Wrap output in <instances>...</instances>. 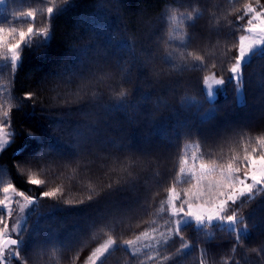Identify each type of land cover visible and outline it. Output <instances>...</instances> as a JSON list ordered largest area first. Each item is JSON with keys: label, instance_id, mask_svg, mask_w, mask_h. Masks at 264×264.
I'll list each match as a JSON object with an SVG mask.
<instances>
[{"label": "trees", "instance_id": "trees-1", "mask_svg": "<svg viewBox=\"0 0 264 264\" xmlns=\"http://www.w3.org/2000/svg\"><path fill=\"white\" fill-rule=\"evenodd\" d=\"M245 2L248 0H69L65 5L55 0L53 5L52 0H5L0 4V26L26 30L27 23L16 21L12 13L33 9L34 27L50 28L45 46L20 50L15 72L10 60L3 59L10 53L6 47L0 48V104L7 108L8 101L12 105L10 119L16 133L15 142L0 153V187L12 182L36 197L29 232L24 235L29 264H73V254L81 246L84 257L108 234L118 243L134 239L153 220L165 229L168 216L158 215L156 210L167 197L163 189L178 171L186 145L192 152L199 143L206 158L213 152L219 156L221 151L231 155L230 147L242 155L243 147H238L241 136L255 144V138L264 135V58H254L243 67V102L237 98L235 81L229 79L218 86L211 98L204 82L210 73L226 79L230 76L227 67L235 54L233 45L245 34L239 26L246 25V20H236ZM251 2L256 6L255 0ZM53 6L56 11L44 23L47 7ZM194 8L201 15L194 27L185 24L183 28L185 40L190 39L186 50L203 56L204 68L193 66L199 62L179 59L184 51L180 40L172 41L170 47L165 44L170 33L167 17L175 13L179 19ZM130 44L135 45L145 67L134 68L129 63V75L122 68L130 60L126 51ZM85 48L89 49L86 55L82 54ZM170 51L175 58L168 63L165 57ZM172 63L179 67L172 68ZM98 76L105 79L96 83ZM82 78L93 82L82 91H91L94 85L100 93L96 100L87 97L77 102L71 95ZM121 85L128 91L129 103L139 106L138 112L105 111L118 103ZM30 92L35 93V105L25 99ZM92 122L98 134L76 145L84 137H77L75 130L79 126L87 135L83 125ZM29 131L39 139L27 137ZM52 140H58L66 154L46 157L53 166L42 178L49 181L48 188L63 186V196L58 199L40 198L43 189L27 184V177L19 175L15 167L46 149ZM25 145V152L18 154L17 149ZM68 163L71 167L65 168ZM124 168L132 173L130 177ZM155 193L159 195L153 199ZM89 196L93 198L89 200ZM69 199L72 204L64 202ZM81 200L84 202L77 203ZM238 214L249 234L235 252L234 235L210 228L214 238L208 240L189 228L184 235L195 245L186 250L190 254L176 255L181 242L174 238L159 245L157 261L146 264H199L201 249L206 250L207 264H264V193L239 207ZM145 255L140 252L134 258L120 249L108 255L106 264H139ZM164 256L172 259L161 261ZM10 264L19 261L12 258Z\"/></svg>", "mask_w": 264, "mask_h": 264}, {"label": "snow or ice", "instance_id": "snow-or-ice-1", "mask_svg": "<svg viewBox=\"0 0 264 264\" xmlns=\"http://www.w3.org/2000/svg\"><path fill=\"white\" fill-rule=\"evenodd\" d=\"M5 3V0H0V4ZM55 5V0H52ZM62 4H68L69 0H61ZM255 5L251 0L245 2L242 6V14L236 17L238 21H245L246 25H240V30L245 33L238 37V42L234 43L233 50L235 54L231 57L232 62L227 67V72L230 76L226 79L223 75L214 79L216 86H224L228 80L235 81L237 98L243 101L241 95L243 86V67L251 63L254 58H264V5L260 4V0H255ZM56 8L47 7V18L44 23H47L53 16ZM235 12H241V9H235ZM16 21L27 23V28L17 27H3L0 26V48L6 47L9 55H4V60H10V68L12 72L17 69L18 63L21 60L20 50L24 47H43L47 43L50 28H36L34 27L36 21V12L29 9L26 12L12 13ZM201 13L198 9H193L192 12L181 14L178 19L175 13L167 17L170 33L168 39L165 41L169 47L172 41L180 40L184 51L179 54V59L187 63L189 60L199 62L194 64V67L204 68V57L195 52L187 51L190 44V39L185 40L186 33L183 31L185 24L188 26H195V21L199 18ZM11 23V22H9ZM231 23V21H229ZM18 34V38H15ZM36 37L43 39L36 40ZM10 38H15V42H9ZM89 49L82 50V54H87ZM130 60L126 61L122 71L130 75L128 64L131 63L134 68H144L145 65L140 60V55L135 50V45L130 44L126 49ZM174 53L168 52L165 57L166 62L171 63L174 59ZM172 68H178L179 65L172 63ZM212 68L216 64L211 65ZM159 75V73H157ZM105 79L104 76L95 78V82L99 83ZM209 77L204 78L207 84ZM92 81H84L78 86L75 93H71L77 102H82L85 98L91 97L96 100L100 93L95 90L93 85L91 91L87 89L92 85ZM6 90V89H5ZM111 90V88H110ZM128 91L121 85L118 93V103L111 109L105 111H132L138 112L139 106L129 103ZM207 96H213L212 86L209 85ZM59 98V94L56 98ZM25 99L32 101L35 105V93H27ZM145 100L150 99L149 96L144 97ZM65 104L70 103L69 100L63 99ZM8 103L5 108L4 104H0V152L6 150L11 143L15 142L16 133L14 132L10 119V112L12 105ZM101 107V105H94ZM85 115H88L87 113ZM153 122H155L153 120ZM87 131V135L79 131V126L75 130L77 137L83 136V140L78 139L76 145H82L85 141L90 140L97 135L99 129L95 122L83 125ZM8 128V131L5 129ZM27 137L32 140L39 139L32 132L25 133ZM114 143V142H113ZM243 147V154L235 147H230L228 151L231 155H225L223 151L219 156L215 153L207 155L200 150V144L194 145L195 150L192 152L185 151L180 158L178 171L172 176L169 186L165 187L163 191L167 193L166 199L159 201V208L156 213H166L168 219L165 220V231L160 230V226H156L153 220L149 224V228L142 231L134 239H124L122 242L117 241L112 235L108 234L107 239L100 243L97 247L92 249L86 256L81 257L80 252L82 246L78 248L72 257L73 264H106L108 255L113 251L124 249L129 252L132 257L138 258L141 248H152L155 242L156 246L161 244L167 245L170 240L179 238L180 248L177 249L176 255L190 254L186 250L194 249L195 245L191 244L185 237L184 233L189 228H194L197 233H203L208 240L214 238V233L209 231L210 228H219L221 231H226L230 235L235 236V243L232 246V251L235 252L237 245L243 244V238L249 234V227L244 222L241 215L238 214L239 207L244 203L254 201L261 193H264V135L255 138V144L251 143V138L245 139L241 136L240 144ZM28 148L27 145L17 149L18 154H23ZM249 148L251 150L249 151ZM79 150V149H77ZM55 153L56 155H64L65 148L58 140L50 141L46 149L35 154L32 159L18 162L15 167L21 176H26V183L42 188L39 196L40 198L58 199L63 196V186L57 185L53 188H48L49 181L45 176L46 169L52 168V162L45 158ZM215 156V158H213ZM135 161H133L134 163ZM65 168L71 167V164H65ZM127 176L132 173L124 168ZM159 175V173H157ZM123 178V177H122ZM108 189H112L113 185L108 184ZM155 195L153 194V199ZM19 198V199H16ZM93 197L89 196L91 200ZM67 204H72V200H64ZM78 201L77 203H83ZM239 202V203H238ZM36 204V197L24 190H20L12 182L3 183L0 187V264H7L9 259L15 258L19 264H29L30 257L26 254L24 235L29 232L28 220L34 214L32 208ZM145 204L150 206L146 200ZM15 205V207H14ZM238 207L234 208L233 206ZM18 215L10 227L9 220L13 219L14 213ZM145 223H148L145 221ZM144 241H150L144 243ZM252 251H257L252 249ZM160 257L159 251L152 254H146L144 260H140L139 264H146L147 261H157ZM206 250L201 249L199 264H207ZM161 261H167L172 257L164 256L160 258ZM227 264V261H225Z\"/></svg>", "mask_w": 264, "mask_h": 264}, {"label": "rangeland", "instance_id": "rangeland-1", "mask_svg": "<svg viewBox=\"0 0 264 264\" xmlns=\"http://www.w3.org/2000/svg\"><path fill=\"white\" fill-rule=\"evenodd\" d=\"M207 77H209V80H208L207 84H205V86H206V90H208L209 85H211V86H212L213 95H214V94H215V91H216V89H217V87H218V86H216V85L214 84V79L217 78L218 75L215 74V73H210V74H208ZM241 95H242V97H243V101H244L243 86H242ZM212 97H213V96H212ZM243 101H242V102H243ZM239 102H241V101H239ZM207 113H208V112H206V113L204 112V114H207ZM5 131H8V129L6 128ZM188 146H189V145H186V150H185V151H188ZM188 152L190 153V151H188ZM0 153H1V152H0ZM16 199H19V198H16ZM34 206H35V205H33L32 208H34ZM14 207H15V205H14ZM18 215H22V214H18V212H17V213H14V217H13V219L9 220V225H10V227L13 225L14 220L17 218ZM160 230H161V231H165V229H160ZM149 242H150V241H144V243H149ZM150 243L153 244V247H152V248H148V249L141 248V253L155 255V253L157 252L159 246H156L154 241H151ZM10 263H11V259H9V260L7 261V264H10Z\"/></svg>", "mask_w": 264, "mask_h": 264}]
</instances>
